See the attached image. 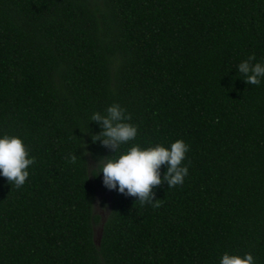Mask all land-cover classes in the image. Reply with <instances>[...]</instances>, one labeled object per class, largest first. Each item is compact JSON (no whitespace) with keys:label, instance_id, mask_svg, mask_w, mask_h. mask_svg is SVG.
Returning <instances> with one entry per match:
<instances>
[{"label":"trees","instance_id":"16d2710c","mask_svg":"<svg viewBox=\"0 0 264 264\" xmlns=\"http://www.w3.org/2000/svg\"><path fill=\"white\" fill-rule=\"evenodd\" d=\"M251 55L264 64V0H0V137L35 158L20 188L0 175V264H264ZM114 104L138 129L117 153L92 139ZM176 140L188 175L154 189L159 208L103 185L100 158Z\"/></svg>","mask_w":264,"mask_h":264},{"label":"clouds","instance_id":"9594fccd","mask_svg":"<svg viewBox=\"0 0 264 264\" xmlns=\"http://www.w3.org/2000/svg\"><path fill=\"white\" fill-rule=\"evenodd\" d=\"M255 55L238 65V71L248 85H259L264 78V64L252 63ZM130 115L119 104L106 109V115L96 112L91 121L99 124L102 131L92 137L93 142L117 153L122 144L136 138L138 129L126 121ZM189 146L183 140H176L170 148L161 144L142 149L133 145L118 156L102 157L97 168L103 173V185L109 190L137 198L141 204H151L153 208L161 206L155 199L154 189L167 183L169 188L182 185L188 175V167L182 166ZM76 155L69 154L71 163L76 162ZM35 162L29 158L28 150L20 137L4 135L0 137V175L17 188L23 186L29 176L27 169ZM167 166V172L161 178V167ZM99 173V175H100ZM98 175V176H99ZM221 264H254V257L247 253L243 257L225 253Z\"/></svg>","mask_w":264,"mask_h":264},{"label":"rangeland","instance_id":"374dc122","mask_svg":"<svg viewBox=\"0 0 264 264\" xmlns=\"http://www.w3.org/2000/svg\"><path fill=\"white\" fill-rule=\"evenodd\" d=\"M95 209H96V212L98 214H100V215H103L104 216L107 213V209L105 207H102L100 205V201H97L96 208Z\"/></svg>","mask_w":264,"mask_h":264}]
</instances>
